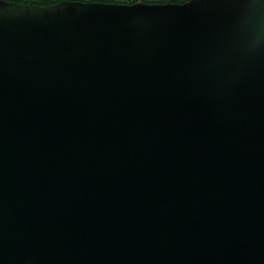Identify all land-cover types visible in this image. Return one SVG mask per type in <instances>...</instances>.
<instances>
[{
  "label": "water",
  "instance_id": "water-1",
  "mask_svg": "<svg viewBox=\"0 0 264 264\" xmlns=\"http://www.w3.org/2000/svg\"><path fill=\"white\" fill-rule=\"evenodd\" d=\"M0 5V264H264V4Z\"/></svg>",
  "mask_w": 264,
  "mask_h": 264
},
{
  "label": "snow or ice",
  "instance_id": "snow-or-ice-1",
  "mask_svg": "<svg viewBox=\"0 0 264 264\" xmlns=\"http://www.w3.org/2000/svg\"><path fill=\"white\" fill-rule=\"evenodd\" d=\"M6 0H0V5H4ZM192 0H189V3H191ZM72 4L75 5L73 0H60L59 3L53 2V0H38V2L35 3H26L21 5H15L17 7H29V8H35L37 11H50L57 8H61L64 6V4ZM188 4H182L178 2H169V3H143L142 0H136L135 3H91V4H84L82 6L84 7H116V8H128L129 10L137 8V7H186Z\"/></svg>",
  "mask_w": 264,
  "mask_h": 264
},
{
  "label": "clouds",
  "instance_id": "clouds-1",
  "mask_svg": "<svg viewBox=\"0 0 264 264\" xmlns=\"http://www.w3.org/2000/svg\"><path fill=\"white\" fill-rule=\"evenodd\" d=\"M38 2V0H6L4 5L14 6L17 9L21 10H36L35 8H29V7H17L15 5H21L26 3H35ZM55 3H59L60 0H53ZM75 5L82 6L84 4H91V3H135L136 0H73ZM143 3H169V2H178L182 4H189V0H142ZM261 4H264V0H260ZM67 5V4H64ZM160 8H166V7H148L146 9L152 10V9H160ZM128 9V8H124Z\"/></svg>",
  "mask_w": 264,
  "mask_h": 264
}]
</instances>
